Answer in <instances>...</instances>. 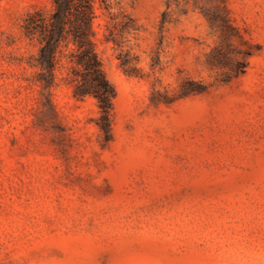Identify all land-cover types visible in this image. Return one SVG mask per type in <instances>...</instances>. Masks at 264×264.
<instances>
[{
  "label": "rangeland",
  "instance_id": "1",
  "mask_svg": "<svg viewBox=\"0 0 264 264\" xmlns=\"http://www.w3.org/2000/svg\"><path fill=\"white\" fill-rule=\"evenodd\" d=\"M51 2L0 0V264H264V0L97 5L109 141L37 81Z\"/></svg>",
  "mask_w": 264,
  "mask_h": 264
},
{
  "label": "trees",
  "instance_id": "2",
  "mask_svg": "<svg viewBox=\"0 0 264 264\" xmlns=\"http://www.w3.org/2000/svg\"><path fill=\"white\" fill-rule=\"evenodd\" d=\"M219 1L227 12L226 0ZM51 3L50 10L41 8L29 13L24 24L26 36L37 39L40 44L39 55L33 64L40 69L37 81L43 90L54 88L58 82V68L66 58L74 97L97 99L102 113L99 126L109 141L116 92L96 50L94 22L97 5L109 11L110 0H52ZM194 91L198 90L189 88L185 93Z\"/></svg>",
  "mask_w": 264,
  "mask_h": 264
}]
</instances>
